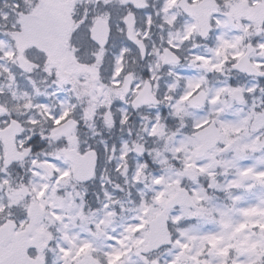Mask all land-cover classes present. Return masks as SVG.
Wrapping results in <instances>:
<instances>
[{
	"label": "snow or ice",
	"instance_id": "obj_1",
	"mask_svg": "<svg viewBox=\"0 0 264 264\" xmlns=\"http://www.w3.org/2000/svg\"><path fill=\"white\" fill-rule=\"evenodd\" d=\"M0 264H264V0H0Z\"/></svg>",
	"mask_w": 264,
	"mask_h": 264
}]
</instances>
